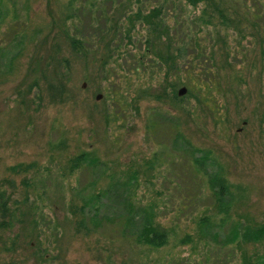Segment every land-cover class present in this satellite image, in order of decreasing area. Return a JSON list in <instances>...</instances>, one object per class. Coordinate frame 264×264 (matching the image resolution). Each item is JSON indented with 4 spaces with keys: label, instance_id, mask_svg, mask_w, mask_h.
<instances>
[{
    "label": "rangeland",
    "instance_id": "374dc122",
    "mask_svg": "<svg viewBox=\"0 0 264 264\" xmlns=\"http://www.w3.org/2000/svg\"><path fill=\"white\" fill-rule=\"evenodd\" d=\"M86 1L88 0H77L82 5L76 11L81 26L77 32L81 34H86L90 21L95 20L90 17ZM93 1L95 8L91 12L94 16L102 11L108 13L115 8L117 2L128 0ZM153 3L154 0H141L139 5L145 9ZM234 3L232 6L236 8L237 14L243 17L241 25L244 35L240 38V34L234 29L229 32L221 28L219 30L225 33L224 41L237 52L231 60L240 63L239 70L244 71L245 77L243 83L232 84V88L228 75L226 74L227 79L222 78L220 86L228 85L232 89L231 93L227 92L224 96L221 92L215 94L224 107L226 121L222 126L213 124L207 109L197 105L193 107L194 102L190 97L187 102L184 100L187 103L184 108L180 102L172 106L148 96L137 99L136 109L132 106L127 111L123 107L125 114L119 118L121 120H115L111 126H106L98 112L104 107V102H100L102 93L96 89L98 78L95 76L94 79L90 61L67 51L64 54L69 63L68 83L71 96L64 101L52 98L47 100L42 93L40 99L29 101L31 105L25 111H19L21 108L16 95L18 88L31 77L28 73L37 56L44 55L39 65L45 63V54L51 47L50 32L60 24L63 15L72 13V9H67V0H0V184L13 198L21 200L26 196L29 202L33 200L39 203V222L44 229L42 239H45L47 245L41 243L45 246L42 253L47 256L46 259L52 253V260L56 264H103L100 250L103 251L102 247L108 245L107 248L117 251L115 256L128 258L130 264H225L219 263L221 260L227 264H238L241 248L237 246L235 249L232 247L231 250L227 248L220 251L217 256L220 261H216L215 255L207 251L206 247L200 248L196 241L192 244H175L173 233L168 245L155 250L134 246L123 240L113 239L109 243L106 228L114 226L122 213L120 195L112 190L101 193L97 209V215L103 220L100 226L94 227L91 232H83L75 225L83 193L102 189L109 182L104 173H113L112 170L127 173L134 169L137 171V181L132 186L134 197L142 205L148 202L154 204L157 219L174 231L173 203L177 204V187L180 183L188 184L190 179L185 176L175 177L179 170L176 165L171 164H168L167 179L158 172L162 171L161 165L155 170H144V162L157 148L146 138L144 130V119L152 106L160 107L162 114L168 111L170 117L178 116L181 132L197 150L193 149L192 154L199 156V149L207 150L208 169L220 170L229 182L242 187V197L230 206L232 219L252 224L264 221V59L260 48V41L263 42L264 38L259 39V28L250 24V20L245 17L250 9L260 12L262 16L264 0H237ZM199 9L198 5H186L180 10L175 5L169 8V21L173 23L172 19L177 17V25L182 28L186 24L182 20L184 16L187 13H198ZM22 21L17 30L13 29L15 22ZM195 27L196 25H191L192 34ZM206 30L207 32L204 28L199 30L197 35L208 47V34L212 30L208 27ZM142 33L133 34L132 38L138 39ZM137 39L132 50L138 45ZM121 46L129 47L131 43ZM250 62L254 64L252 68ZM150 63L152 62H148ZM120 64L124 70L129 69L130 76L125 78L128 86L123 80V88L127 89L128 95H133L137 88L146 84L151 86L149 93L160 89L161 77L154 64L143 71L139 64L133 62V58ZM136 66L138 77L134 73ZM34 91L32 88L27 97L30 98ZM96 93H100L98 98L95 97ZM104 99L108 103L107 98ZM184 109L193 111L187 114ZM57 138L61 139L62 144L50 146V141ZM81 150L94 152L98 162L92 165L88 173L83 172L82 166L70 172L68 159ZM30 161H34L35 167L40 170V179L22 177L24 174L29 175L28 172L10 174L7 171L10 164ZM121 187L119 185L115 189L121 192ZM111 189H114V185ZM201 192L200 198L194 199L196 201L192 207L183 209L185 213L190 212L192 218H182L181 232L190 233L192 239L199 235L196 232V214H219L211 204L207 189L203 187ZM136 214L140 216V213ZM226 227L228 228V224ZM176 229L179 234L180 228ZM206 229L208 228H204L203 232L210 234ZM219 229V236L222 237L225 229ZM22 234L19 226L11 230H0V264H37L32 253L33 247L24 243ZM261 247L259 244L255 247L247 244L245 251L254 249L259 253Z\"/></svg>",
    "mask_w": 264,
    "mask_h": 264
},
{
    "label": "trees",
    "instance_id": "16d2710c",
    "mask_svg": "<svg viewBox=\"0 0 264 264\" xmlns=\"http://www.w3.org/2000/svg\"><path fill=\"white\" fill-rule=\"evenodd\" d=\"M99 1L96 2L99 3ZM111 1L113 2V0ZM236 1L154 0L152 5L143 9L139 5L141 0H128L127 2H117L115 8L108 13L102 11V13L93 16L95 1L88 0L86 2L90 10V17L95 20L90 21V28L87 29L86 34H81L77 32L80 31L81 26L78 22L80 17L76 11L82 5H79L77 0H67V9L71 8L72 13L63 15L60 24L50 32L51 47L45 54V63L39 65L44 55L37 56L28 73L31 77L17 90V102L21 108L19 111H25L31 105L29 101H33L34 98L40 99L42 93L47 100L52 98L64 101L71 96L68 83L69 63L64 54V51H67L90 61L94 79L95 76L98 78L96 89L102 93L100 102H104V107L102 106V110L98 112L106 126H111L115 120H121L119 118L125 114L123 107L127 111L132 106L136 109L137 99L145 96L172 106H176L180 102L184 108L187 104L184 103V100L187 102V98L190 97L194 102L193 107L197 105L207 109L213 124L222 126L226 121L224 107L220 98L218 99L215 94L218 95L221 92L224 96L232 92L228 85L224 87L221 84L220 86L222 78L227 79L228 75L232 88V84L243 83L245 77L244 71L239 70L240 63L231 60L237 52L233 46H229L224 41L225 33H221L219 30L221 28V30L229 32L234 29L240 34V38L244 35L243 25H241L243 17L241 14H237L236 8L232 6ZM175 5L180 10L186 5L190 7L198 5L200 9L198 13L191 15L187 13L182 19L186 24L180 28V25H177V17L173 16L175 17L172 19L173 23L169 21V8L175 7ZM245 17L250 20V24L257 25L253 26L259 28V39H263L264 14L260 16V12L250 9ZM22 23L23 21L15 22L13 29L17 30ZM191 25L192 27L196 25L194 34L190 30ZM207 27L212 30V33H206L210 37L208 47L201 42L197 35V32L203 28L207 32ZM141 32L143 33L138 39L132 38L133 34ZM48 34L49 31L46 36ZM136 39L138 45L132 50L131 47L135 44ZM128 43H131V46L127 47ZM260 43L264 59V41H260ZM131 58H133V62L141 66V71L152 67L153 64L157 67L161 77V86L157 92L149 93L148 90L151 86L146 84L137 88L133 95H128L127 89L123 88V80L126 85V79L130 76L129 69L124 70L120 62H127ZM148 62L152 63L148 64ZM250 65L252 68L254 64L250 62ZM135 68L134 73L138 77V66ZM178 85L185 88V92L180 95L176 91ZM32 88L35 91L28 98L27 95ZM104 97L107 98L108 103ZM184 110L187 114L193 111V109ZM160 113V107L152 106L147 110L144 119L146 138H149L150 142L158 149L153 150L143 166L145 171H150L161 165L162 171L158 172L162 173L161 177L167 179L169 177L168 164L176 165V169L179 171L175 177L185 176L190 179L188 184L180 183L179 185L175 184L178 187L174 186L179 189V194L176 197L177 204L173 203L174 231L157 219L153 209L154 204L148 202L142 205L140 200L134 197L135 192H132V186L137 181V171L134 169L127 173L123 171L116 173L113 170V173H104L109 180L105 187L87 190L83 193L82 202L77 208L79 217L75 220L76 228L83 232H91L94 227L101 225L103 220L97 215L100 196L102 192L112 190L120 195L122 213L116 219L114 226L106 228V233H108L106 237L109 243L113 242V239L123 240L134 246L155 250L168 245L169 237L173 233L175 244H192L196 241L201 246L200 248L205 249L206 247L207 251L215 255L216 261L220 251L227 248L231 250L232 247L235 249L237 246L241 248L238 264H264V221L252 224L245 220H234L231 216V203L242 197V187L229 182L220 170L208 169L207 150L199 149V156L192 154V150H196L195 146H192L181 132L182 127L178 122V116L170 117L168 111L164 114ZM161 133L164 135H159ZM54 141H50V146L56 147L62 144L59 138ZM96 162H98V157L94 152L81 150L68 159V169L71 172L82 166L83 172L88 173L87 171L91 170L92 165ZM7 171L10 174L28 172L29 175L24 174L22 177L41 176L34 161L10 164L7 166ZM155 174L156 172L153 173V175ZM90 181L93 182L92 179ZM113 185L114 189H111ZM119 185H122L121 192L119 189H115ZM203 187L207 189L211 204L219 214L215 213V216L196 214L195 222L198 224L196 232L199 235L196 239H192L190 233L181 232L182 218H192L191 213H185L183 209L192 207L193 202L196 201L194 199L200 198ZM26 205H28L27 208ZM39 206L38 202L33 200L29 202L26 196L21 200L11 197L7 189L0 184V230H11L15 226H19L23 233L24 243L33 247L32 253L37 264H56L52 260L54 254L51 253L50 258L46 259L47 256L42 253L47 245L44 242L45 239H42L44 229L39 222ZM136 213H140V216ZM226 224H228V228ZM177 227L180 228L179 234ZM222 227L225 230L220 237L218 229H222ZM204 228H208L206 230H209L210 234L203 232ZM42 242L45 246L42 245ZM247 244H251L253 247L259 244L262 247L259 253L254 249L246 252L245 245ZM106 246L102 247L103 251L100 250L103 264H130L128 258L115 256L117 251L111 247L108 249ZM221 261L219 263L227 264L225 261Z\"/></svg>",
    "mask_w": 264,
    "mask_h": 264
},
{
    "label": "water",
    "instance_id": "95a60500",
    "mask_svg": "<svg viewBox=\"0 0 264 264\" xmlns=\"http://www.w3.org/2000/svg\"><path fill=\"white\" fill-rule=\"evenodd\" d=\"M185 92V88L183 86H179L177 89V94H182ZM100 96V93H96L95 97L98 98Z\"/></svg>",
    "mask_w": 264,
    "mask_h": 264
}]
</instances>
